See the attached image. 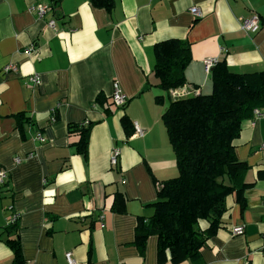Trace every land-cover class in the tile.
I'll use <instances>...</instances> for the list:
<instances>
[{"label":"crops","instance_id":"obj_1","mask_svg":"<svg viewBox=\"0 0 264 264\" xmlns=\"http://www.w3.org/2000/svg\"><path fill=\"white\" fill-rule=\"evenodd\" d=\"M38 5L48 8L44 18L30 11ZM254 14L259 31H242ZM167 40L189 43L191 63L186 85L164 91L155 87L154 48ZM210 58L231 73L264 72V0H114L111 11L90 0H0V264L13 263L5 240L14 215L25 264H67L66 253L78 264H173L169 255L159 260L157 237L143 241L137 227L153 216L160 184L178 176L162 116L172 93H211ZM114 83L125 110L112 102ZM255 111L234 141L248 167L245 205L227 197L217 234L179 264H264V106ZM124 116L143 136L127 135ZM83 123L91 124L86 156L69 134Z\"/></svg>","mask_w":264,"mask_h":264},{"label":"trees","instance_id":"obj_2","mask_svg":"<svg viewBox=\"0 0 264 264\" xmlns=\"http://www.w3.org/2000/svg\"><path fill=\"white\" fill-rule=\"evenodd\" d=\"M90 1L108 11L114 6V0ZM154 55L155 87L169 91L186 85L185 70L191 63L189 43H158ZM211 77L210 94L172 101L162 116L178 176L160 184L153 216L148 221L141 220L137 227L141 240L157 237L160 261L167 255L173 264L197 258L221 228L227 197L235 195L245 205L243 193L249 184L243 176L248 167L237 159L234 141L240 136L243 123L255 109L264 106V72L231 73L223 61L217 62ZM103 101L99 95L97 102ZM156 101L162 104L163 97ZM122 125L128 136L134 133L127 116L122 118ZM90 127L88 123L69 126V134L78 137L76 150L82 156L88 151ZM203 221L208 224L204 230L200 227ZM16 230V223L8 225L5 242L14 254L12 264H25Z\"/></svg>","mask_w":264,"mask_h":264},{"label":"built area","instance_id":"obj_3","mask_svg":"<svg viewBox=\"0 0 264 264\" xmlns=\"http://www.w3.org/2000/svg\"><path fill=\"white\" fill-rule=\"evenodd\" d=\"M30 11L36 13L38 15L39 18H44V16L47 14L48 12V8L47 6H42V5H38V6H34L33 8L30 9ZM191 14L197 18L201 17V12L198 8L193 7L191 10ZM48 27L56 30L55 28V22L53 20L49 21L47 23ZM260 29V19L258 17V15L254 14L249 18L243 19L241 22V30L247 33H256L258 32ZM33 50H26L25 53L26 54H30V52H32ZM217 60L215 58H210V59H206L204 61V68H205V72L206 73H211V70L214 68V66L217 64ZM4 71L6 73L12 71V72H17V68L14 66H8L4 69ZM31 82H34L35 84H37L39 82V78L37 76H34L33 78H31ZM174 95V99L175 100H179L182 98H186L188 97L190 94H186L185 92H176V93H172ZM195 95H199L197 92H195ZM112 102L113 104L118 107V108H122L123 106H125L128 102V99L126 98V96L122 93V91L119 88V85L117 83H114V88H113V93H112ZM255 116L256 117H261L262 113L259 110H256L255 112ZM134 135L141 137L144 134V131L142 129H140L137 125H134ZM38 139L41 142H44V139H42L40 136L38 137ZM118 155H119V151L115 150L111 156V160L110 163L113 167H115L118 164ZM15 162L16 163H20L21 160L19 158H15ZM7 179V173L3 170H0V185L4 184V182ZM18 216L14 215L9 223L10 224H14L17 221ZM231 234L233 236H243L244 235V228L243 227H233L231 229ZM66 258V262L67 264H78L77 260L74 258V256L72 255V253H66L65 255Z\"/></svg>","mask_w":264,"mask_h":264}]
</instances>
